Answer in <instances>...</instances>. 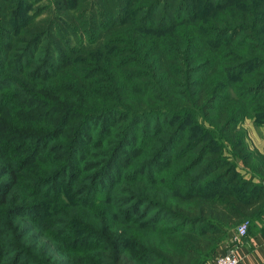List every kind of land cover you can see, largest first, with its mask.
<instances>
[{
  "label": "trees",
  "instance_id": "1",
  "mask_svg": "<svg viewBox=\"0 0 264 264\" xmlns=\"http://www.w3.org/2000/svg\"><path fill=\"white\" fill-rule=\"evenodd\" d=\"M246 117L264 0H0V264L212 260L264 212Z\"/></svg>",
  "mask_w": 264,
  "mask_h": 264
},
{
  "label": "crops",
  "instance_id": "2",
  "mask_svg": "<svg viewBox=\"0 0 264 264\" xmlns=\"http://www.w3.org/2000/svg\"><path fill=\"white\" fill-rule=\"evenodd\" d=\"M231 242L229 238L221 243L215 256L228 251ZM239 249L240 264H264V212L250 219L248 233L242 238Z\"/></svg>",
  "mask_w": 264,
  "mask_h": 264
},
{
  "label": "rangeland",
  "instance_id": "3",
  "mask_svg": "<svg viewBox=\"0 0 264 264\" xmlns=\"http://www.w3.org/2000/svg\"><path fill=\"white\" fill-rule=\"evenodd\" d=\"M206 124L208 125V123ZM241 125L246 133V143L248 147L251 150L264 153V123L258 122L252 117H246ZM225 153L228 155L230 154L228 149L225 151ZM237 168L247 177L251 175V172L245 168L243 162H239ZM254 179L258 181V178Z\"/></svg>",
  "mask_w": 264,
  "mask_h": 264
},
{
  "label": "built area",
  "instance_id": "4",
  "mask_svg": "<svg viewBox=\"0 0 264 264\" xmlns=\"http://www.w3.org/2000/svg\"><path fill=\"white\" fill-rule=\"evenodd\" d=\"M249 224V219L244 220L238 226L237 233L233 237V243L229 247L228 251L215 256L212 260L206 262L205 264H240L241 253L239 246L242 241V238L248 233Z\"/></svg>",
  "mask_w": 264,
  "mask_h": 264
}]
</instances>
